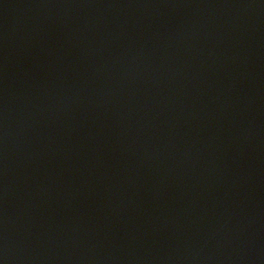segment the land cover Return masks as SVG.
<instances>
[{
  "label": "water",
  "instance_id": "1",
  "mask_svg": "<svg viewBox=\"0 0 264 264\" xmlns=\"http://www.w3.org/2000/svg\"><path fill=\"white\" fill-rule=\"evenodd\" d=\"M4 264H264V0H0Z\"/></svg>",
  "mask_w": 264,
  "mask_h": 264
},
{
  "label": "clouds",
  "instance_id": "2",
  "mask_svg": "<svg viewBox=\"0 0 264 264\" xmlns=\"http://www.w3.org/2000/svg\"><path fill=\"white\" fill-rule=\"evenodd\" d=\"M0 264H4V260L0 259Z\"/></svg>",
  "mask_w": 264,
  "mask_h": 264
}]
</instances>
